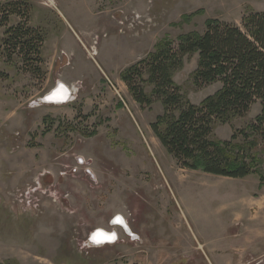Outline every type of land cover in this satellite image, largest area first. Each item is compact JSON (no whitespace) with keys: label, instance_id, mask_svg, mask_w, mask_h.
I'll return each mask as SVG.
<instances>
[{"label":"rangeland","instance_id":"rangeland-1","mask_svg":"<svg viewBox=\"0 0 264 264\" xmlns=\"http://www.w3.org/2000/svg\"><path fill=\"white\" fill-rule=\"evenodd\" d=\"M11 1L30 4L29 26L41 32L44 42L38 77L26 72L17 56L11 63L0 61V153L18 152L15 156H23L21 161L27 164L23 182L0 200V263L209 264L205 254L212 253L207 244L225 233L216 213L219 207L214 204L232 207L238 199L264 198V185H259V177L264 176V140L249 136L248 141L256 144L252 155L257 167L254 174L243 179L181 169L150 132V124L162 112L160 103L155 102L150 110L139 107L127 87L123 89L119 75L153 52L162 39L176 46L181 35L202 34L208 20L239 27L243 16L264 12V0L0 3ZM19 21L12 17L7 26ZM2 34L0 30V38ZM196 62V54L186 57L183 67L172 75L185 100L194 105L218 87L193 84ZM66 75L77 79L73 110L82 112L87 95L80 97L79 93H87L93 98L89 115L93 116L94 111L96 117L92 125L85 124L87 120H57L60 128L41 137L48 126L42 125V119L56 115L52 110H42L47 105L42 98ZM121 102L127 106L126 118L118 114L117 104ZM97 104L102 105L98 114ZM259 113L260 106L255 104L245 116L216 124L213 139L229 141L235 135L234 142H241V134H252L249 125ZM76 124L87 132L92 127L99 130L98 137L86 143L79 134L69 131ZM115 124L119 126L116 130ZM79 149L88 150L96 162L98 181L93 174L92 178L85 176L82 167L73 174L61 166L67 159L73 160L72 155ZM45 156L48 160L56 158L59 179L52 185L51 180H37L30 169L33 162L37 164ZM91 163L89 160L85 166L89 173ZM118 215L127 222L133 238L119 226H110L109 221ZM99 228L114 230L117 243L88 245L89 234ZM234 257V264H245L242 261L246 256ZM248 260L246 264H257L255 258ZM221 264L228 263L222 260Z\"/></svg>","mask_w":264,"mask_h":264},{"label":"trees","instance_id":"trees-1","mask_svg":"<svg viewBox=\"0 0 264 264\" xmlns=\"http://www.w3.org/2000/svg\"><path fill=\"white\" fill-rule=\"evenodd\" d=\"M30 14L31 6L26 1L0 3V61L11 63L17 56L25 71L38 77L44 37L29 26ZM12 17L20 21L7 26ZM176 42L173 46L172 41L162 39L153 52L124 69L120 80L139 107L150 110L155 102L160 103L162 112L150 124V130L181 169L229 179L254 174L257 159L252 150L256 144L248 139L255 135L264 140V12L243 16L239 27L208 20L202 34L181 35ZM194 54L197 62L193 84L218 86L197 105L185 100L172 79L173 73L183 67L184 59ZM255 104H259L260 113L249 125L252 134H241V142H234L235 135L229 141L213 139L216 124L245 116ZM87 117L77 110L73 122ZM47 123L42 136L55 124L43 118L42 125ZM77 125L69 131L85 139L96 135L93 127L87 132ZM59 128L60 124L54 132ZM259 185H264V176L259 177Z\"/></svg>","mask_w":264,"mask_h":264},{"label":"crops","instance_id":"crops-1","mask_svg":"<svg viewBox=\"0 0 264 264\" xmlns=\"http://www.w3.org/2000/svg\"><path fill=\"white\" fill-rule=\"evenodd\" d=\"M59 41V40H58ZM57 46V45H56ZM58 47V46H57ZM119 73V72H116ZM72 76V75H71ZM71 76L66 75L64 78L58 79V83H62L63 85L67 86L68 88H77V79H73ZM114 77H117L114 76ZM118 79V78H116ZM117 81V80H115ZM119 81V79H118ZM117 85V82H115ZM121 83V82H120ZM122 87L125 89V85L123 83ZM118 86V85H117ZM80 97L86 96L87 97L83 101V107L81 108L83 115L88 116L86 118L85 124L92 125L93 119L96 117L89 115L91 112L90 107L92 105L93 98L90 97L89 94L82 92L79 93ZM102 95V94H101ZM109 95H115V93L110 92ZM130 95V94H129ZM105 96V95H104ZM102 96V97H104ZM107 96V95H106ZM101 96L99 95V98ZM98 98V99H99ZM99 106L97 110V114L99 113V109L102 105L97 104ZM74 105L72 103L62 105V106H51V105H44L42 110H52L56 113L55 116H45L49 119L53 120L56 125H58L57 120H67L70 121L71 119L74 120L76 116V111L73 110ZM118 114L123 115V117H127L126 115V108L118 103ZM125 108V109H124ZM94 109V108H93ZM101 111V110H100ZM130 113V112H129ZM134 114V113H133ZM133 115L131 114V117ZM44 117V118H45ZM122 118V117H121ZM123 119V118H122ZM43 120V119H42ZM127 123L130 125L129 119H127ZM118 124L115 129H118ZM55 128L53 127L50 133L45 135H41V137H46L48 134L54 133ZM99 130L96 129V135L92 138L85 139L87 140L86 143H91L92 140L98 137ZM151 132V131H150ZM1 139V138H0ZM3 139H1L2 141ZM157 141V140H156ZM1 143V142H0ZM89 145V144H88ZM10 153V154H9ZM18 154L11 153L6 150H3V153H0V200L2 201L4 198V194L8 190L17 187V184L23 182L24 171L26 170L27 164L24 163L22 159L23 156H15ZM20 154H23L20 152ZM49 152H47V155ZM89 154V155H88ZM11 158H14L13 161ZM76 158H80L83 161H92V165H89L92 174L95 177V180L98 181L99 176L96 173L95 164L96 162L93 161V157H91L90 153L87 151H81L79 149L72 155V159H67V162H62L63 168L68 169V172L77 173V169L82 167L80 171L83 173L85 172V166H80L76 162ZM18 159V160H17ZM55 157L48 158L40 157V160L37 164L34 162L31 164V171L37 175V180L41 179V182H47V180H51V184L55 183V179H57L59 173L58 169H56L55 165ZM74 169V170H73ZM34 175V176H35ZM85 176H87L84 173ZM84 176V177H85ZM71 178H74V175L70 174ZM83 177V178H84ZM87 178V177H85ZM59 179V177H58ZM86 180V179H85ZM88 180V179H87ZM19 186V185H18ZM48 194L51 193V187H47ZM263 188V187H262ZM78 189V188H77ZM81 189V187H79ZM65 195L69 197V193L65 192ZM7 203V200H6ZM214 207H219L216 211L218 214V219L220 218L222 223L224 224L225 233L222 237H220L217 241H211L207 244V249L210 251L212 256L205 254L207 261L209 264H221V261H227L228 264L235 263V257L237 255L246 256L245 260L242 262L249 263L248 258H255L257 264H262L264 261L262 260L264 257V198H253L248 200L238 199L236 203H232V207L230 205L224 204H214ZM229 214H233L231 218H229ZM236 215L235 217H233ZM236 218V219H234ZM223 251V252H222ZM222 252V253H221Z\"/></svg>","mask_w":264,"mask_h":264},{"label":"water","instance_id":"water-1","mask_svg":"<svg viewBox=\"0 0 264 264\" xmlns=\"http://www.w3.org/2000/svg\"><path fill=\"white\" fill-rule=\"evenodd\" d=\"M69 96H70V92H69L68 88L65 85H63L62 83H58L48 94H46L42 98V102L44 104L61 105V104H65L68 101ZM119 217L122 219V224L117 219ZM123 223L126 226H128L127 223L124 221V218L122 216L118 215V216L113 217L109 224H110V226H117L118 225L126 235H128L129 237L132 236L131 238H133L134 235L130 234L131 230L129 231L127 228L125 229L123 227ZM97 232H102V233L106 234L105 231H103V229H102V231L100 228L94 230L92 233L89 234V236L87 238L86 242L88 243V245L93 246V247L103 246V245H98L99 242H96V240L93 239V235ZM107 233L114 235V238H112L111 243H112V245L115 244L117 242V238H118L117 233L114 230H111Z\"/></svg>","mask_w":264,"mask_h":264},{"label":"bare ground","instance_id":"bare-ground-1","mask_svg":"<svg viewBox=\"0 0 264 264\" xmlns=\"http://www.w3.org/2000/svg\"><path fill=\"white\" fill-rule=\"evenodd\" d=\"M121 221H122V219L119 217V222L122 224ZM123 227L125 229L127 228L130 231V229L128 228V226H126L124 223H123ZM101 231H102V229H101ZM103 231H105V230L103 229ZM100 233H102V232H97V233H95L93 235V239L96 240V242H99L98 245L105 246V245L112 244L111 243V240H112V238H114V235H111V234L107 233L106 231H105L106 234L103 233V235H101ZM130 234L131 235H134L131 231H130Z\"/></svg>","mask_w":264,"mask_h":264},{"label":"built area","instance_id":"built-area-1","mask_svg":"<svg viewBox=\"0 0 264 264\" xmlns=\"http://www.w3.org/2000/svg\"><path fill=\"white\" fill-rule=\"evenodd\" d=\"M91 55L94 56L93 53ZM80 164H82V161H80Z\"/></svg>","mask_w":264,"mask_h":264},{"label":"snow or ice","instance_id":"snow-or-ice-1","mask_svg":"<svg viewBox=\"0 0 264 264\" xmlns=\"http://www.w3.org/2000/svg\"><path fill=\"white\" fill-rule=\"evenodd\" d=\"M119 220V218H117ZM122 222V221H121ZM101 235H103V233H100Z\"/></svg>","mask_w":264,"mask_h":264}]
</instances>
